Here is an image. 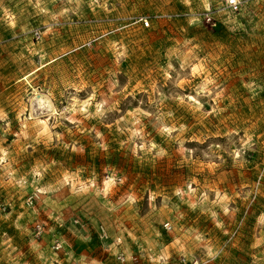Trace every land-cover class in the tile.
<instances>
[{
	"label": "rangeland",
	"instance_id": "rangeland-1",
	"mask_svg": "<svg viewBox=\"0 0 264 264\" xmlns=\"http://www.w3.org/2000/svg\"><path fill=\"white\" fill-rule=\"evenodd\" d=\"M0 264H264V0H0Z\"/></svg>",
	"mask_w": 264,
	"mask_h": 264
},
{
	"label": "built area",
	"instance_id": "built-area-1",
	"mask_svg": "<svg viewBox=\"0 0 264 264\" xmlns=\"http://www.w3.org/2000/svg\"><path fill=\"white\" fill-rule=\"evenodd\" d=\"M241 3H242V0H225V7L229 10H238L239 7L241 6ZM209 18L211 19L212 16H210ZM140 21L143 23L144 27H149L151 24V21L146 17H142L140 19ZM36 197H37V195L35 193L33 195H30L26 199L27 205H29V206L34 205V201H35ZM76 222H77V220H76ZM34 228H35L36 236H38V237H42L43 234L45 233V225H43V223H36ZM96 233H97L99 241H101V242H106L110 238L109 232H108V230L104 224L98 225V227L96 229ZM119 240L120 239L118 238L117 243ZM51 247L55 251L61 250L63 248V244H62L61 239L59 237L53 238L52 242H51ZM117 259H119L120 261H124L125 260L124 253H122V252L117 253Z\"/></svg>",
	"mask_w": 264,
	"mask_h": 264
}]
</instances>
